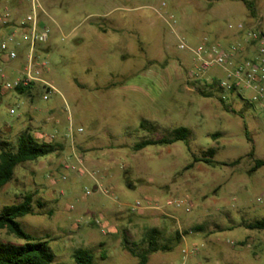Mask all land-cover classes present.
I'll use <instances>...</instances> for the list:
<instances>
[{
	"label": "rangeland",
	"instance_id": "obj_1",
	"mask_svg": "<svg viewBox=\"0 0 264 264\" xmlns=\"http://www.w3.org/2000/svg\"><path fill=\"white\" fill-rule=\"evenodd\" d=\"M39 1L50 36L38 54L51 93L44 99L40 82L30 94L0 89V141L15 144L29 128L60 148L15 167L0 210L32 194L33 212L18 222L48 241L51 264H75L77 248L95 264H136L129 249H144L152 228L174 248L147 264H264V230L245 227L264 218V166L249 171L264 160V109L214 86L211 77L223 76L215 64L191 74L199 62L189 49L238 44L255 54L247 31L264 34V0H247L251 8L241 0ZM7 3L16 0H0ZM17 64L0 65L7 80ZM143 121L154 129H141ZM179 126L190 130L186 141L133 149ZM211 147L214 165L187 168ZM173 199L179 205L167 204ZM198 224L203 231L183 233ZM0 240L20 242L4 230Z\"/></svg>",
	"mask_w": 264,
	"mask_h": 264
},
{
	"label": "built area",
	"instance_id": "obj_2",
	"mask_svg": "<svg viewBox=\"0 0 264 264\" xmlns=\"http://www.w3.org/2000/svg\"><path fill=\"white\" fill-rule=\"evenodd\" d=\"M43 15H47L39 0H16L0 5V65L18 63L17 76L9 81L0 66V89L10 90L40 82L46 87L47 99L51 85L42 78L46 62L39 57V47L49 39L50 28ZM243 30L242 24L238 25ZM249 42L255 47V54L241 57L244 47L232 45L221 48L219 45L202 42L189 48L199 64L191 74H203L212 64L218 66L223 76L216 77L217 87L227 93L243 96L247 101L264 109V34L254 30L247 31ZM181 49L186 45L181 43ZM17 64V65H18ZM82 129L79 128L78 131ZM73 169V167H72ZM65 179V176L61 177ZM168 205H179L176 199L168 200Z\"/></svg>",
	"mask_w": 264,
	"mask_h": 264
},
{
	"label": "trees",
	"instance_id": "obj_3",
	"mask_svg": "<svg viewBox=\"0 0 264 264\" xmlns=\"http://www.w3.org/2000/svg\"><path fill=\"white\" fill-rule=\"evenodd\" d=\"M243 1L248 8H251L250 2ZM212 83L217 87L216 77H211ZM34 83L28 86L16 87L15 90L19 93L30 94L34 88ZM219 88V87H217ZM220 89V88H219ZM232 94V93H231ZM241 96V95H239ZM223 102V97H220ZM139 127L144 130H152L154 127L143 121ZM217 133L212 137L216 138ZM190 137V130L184 126L174 128L169 137H161L158 139H143L133 145L135 151L142 150L149 145H169L179 140H187ZM58 147L51 142L39 141L36 136L26 128L22 130L16 138L15 144L9 141H0V189L6 185L14 175V169L18 165L27 162L37 161L39 158L48 156L55 151ZM215 154L213 147L208 148L202 157L193 156L192 162L187 165L190 168L195 162H203L207 165H214L212 159ZM252 155V151L249 153ZM237 160L232 161L230 164L234 165ZM225 164V163H222ZM261 166H264V160L255 159L250 172H254ZM130 186V185H129ZM32 194L25 195L23 200L17 204L4 205L0 210V232L6 231L8 234L13 235L20 242L13 243L0 240V264H51L54 255L48 245L47 240H40L32 235L26 233L20 226L18 218L25 215L32 214ZM245 227L252 230H264V218L255 220L254 222L246 223ZM204 227L201 224L195 225L183 233L188 234L192 231H203ZM158 230L151 229L149 236L146 239V247L139 251L129 249V252L137 258L136 264H147L149 256L156 252H168L174 248V242L162 243L157 242ZM181 238L179 232H175L174 239L178 242ZM75 264H95L94 255L86 248H77L73 252Z\"/></svg>",
	"mask_w": 264,
	"mask_h": 264
},
{
	"label": "crops",
	"instance_id": "obj_4",
	"mask_svg": "<svg viewBox=\"0 0 264 264\" xmlns=\"http://www.w3.org/2000/svg\"><path fill=\"white\" fill-rule=\"evenodd\" d=\"M244 41H241V40H238L236 43H243ZM233 45V44H232ZM244 53V54H243ZM242 54L244 55V56H251V55H253V53H252V51L251 50H249L248 52H243L242 51ZM14 73L15 72H12L11 74H10V76H14ZM16 74V73H15ZM36 84L37 83H35V85L34 86H36ZM85 149V148H84ZM95 189H97V187H95Z\"/></svg>",
	"mask_w": 264,
	"mask_h": 264
}]
</instances>
